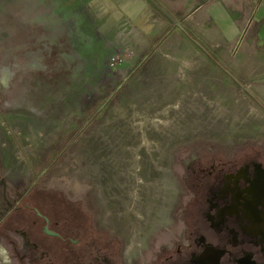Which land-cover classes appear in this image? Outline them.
Instances as JSON below:
<instances>
[{"label": "rangeland", "instance_id": "obj_1", "mask_svg": "<svg viewBox=\"0 0 264 264\" xmlns=\"http://www.w3.org/2000/svg\"><path fill=\"white\" fill-rule=\"evenodd\" d=\"M174 3L0 0V264L43 259L45 212L150 260L200 171L264 153V0Z\"/></svg>", "mask_w": 264, "mask_h": 264}, {"label": "flooded vegetation", "instance_id": "obj_2", "mask_svg": "<svg viewBox=\"0 0 264 264\" xmlns=\"http://www.w3.org/2000/svg\"><path fill=\"white\" fill-rule=\"evenodd\" d=\"M200 172L181 240L140 263L127 252V264H264V153L222 159ZM60 220L49 212L32 220L47 237L37 243L43 259L36 264H124L122 254L75 235Z\"/></svg>", "mask_w": 264, "mask_h": 264}, {"label": "crops", "instance_id": "obj_3", "mask_svg": "<svg viewBox=\"0 0 264 264\" xmlns=\"http://www.w3.org/2000/svg\"><path fill=\"white\" fill-rule=\"evenodd\" d=\"M166 4H172L173 2H175L173 5H170L171 8H175V9H179L181 8L180 4H178V1L181 0H163ZM259 3V2H257ZM188 2L184 5V7H188ZM262 5V4H261ZM183 7V6H182ZM254 22H258L260 24V26L258 27L256 33H255V39H257L256 41L258 43L255 44L256 49H259L260 52L264 53V6H262V8L256 13V15L253 17V23ZM252 23V25H253ZM250 25V26H252ZM249 26V27H250ZM248 31V27L245 31V33ZM244 33V34H245Z\"/></svg>", "mask_w": 264, "mask_h": 264}, {"label": "bare ground", "instance_id": "obj_4", "mask_svg": "<svg viewBox=\"0 0 264 264\" xmlns=\"http://www.w3.org/2000/svg\"><path fill=\"white\" fill-rule=\"evenodd\" d=\"M129 203V202H128ZM123 214V213H122ZM128 215V214H127ZM124 218V217H123Z\"/></svg>", "mask_w": 264, "mask_h": 264}]
</instances>
